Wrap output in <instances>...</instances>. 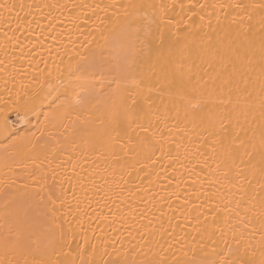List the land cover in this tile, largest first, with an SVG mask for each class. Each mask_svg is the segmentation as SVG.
<instances>
[{
	"label": "snow or ice",
	"instance_id": "1",
	"mask_svg": "<svg viewBox=\"0 0 264 264\" xmlns=\"http://www.w3.org/2000/svg\"><path fill=\"white\" fill-rule=\"evenodd\" d=\"M16 8L25 15L33 8L49 9V28L57 19L53 11L63 15L66 10L77 30L80 13L87 9L90 15L79 44L73 41L72 49L57 53L59 64L53 61L49 68L41 61L44 69L33 77L35 87L21 83L18 92L6 90L8 98L0 100V194L5 197L0 203V264H264V0L0 3L8 12ZM0 20L6 18L0 15ZM33 22L34 16L25 28L29 35ZM112 24L124 37L116 57L105 55L100 45L92 47L97 35L107 40L104 32ZM23 27L9 25L12 35L4 32L0 45L5 55L0 73L13 79L25 62L34 63V58L25 61L32 42L16 35ZM36 27L44 37L43 26L36 22ZM17 47L21 55L9 56L7 49ZM9 110L23 113L25 123L29 116H43V123L22 135L9 121ZM166 145H174L175 158L183 148L191 166L185 170L196 175L194 184L204 179L193 193L195 202L184 199L185 223L173 227L169 219L167 228L161 223L158 234L170 237L166 246H153L141 236L143 243H133L132 237L126 248L122 241L110 242L103 228L99 235L89 228L88 235L79 216L70 215L73 207L62 185L58 193L49 184L57 168L67 163L75 172L82 159L101 148L116 161L143 156L155 164ZM11 189L16 194L9 196ZM171 195L180 199L176 192ZM105 197V206L120 199L116 192ZM73 199L79 213L80 202ZM189 224L190 232L185 230Z\"/></svg>",
	"mask_w": 264,
	"mask_h": 264
},
{
	"label": "bare ground",
	"instance_id": "2",
	"mask_svg": "<svg viewBox=\"0 0 264 264\" xmlns=\"http://www.w3.org/2000/svg\"><path fill=\"white\" fill-rule=\"evenodd\" d=\"M17 2L18 0H0V3ZM25 2L32 3L33 0H25ZM52 2H55V0H35L37 4ZM61 2L66 3L68 0H61ZM88 2H91V0H88ZM26 11L28 10L26 9ZM30 11L31 15H25L18 8L13 9L11 12L0 9V15L6 18V21L0 20V45L4 43V32H8L9 36L12 35L9 25H11L12 29H16L17 23H20L24 27L17 31L16 35L24 43L32 42L29 43L31 55H25V61L34 58V63H32L31 67L25 62L23 64V72L13 73L14 79L7 76L6 73H0V77H2L0 78V100L8 98L6 90L13 95L18 92L21 88V83L25 86L31 85L35 87L36 85L32 84L33 77L38 76V73L44 69V63L41 61L47 62L49 68L53 67V61L59 64L57 53L63 55L65 47L69 50L72 49L74 47L73 41H76L78 45L80 40H82L80 33H86L89 30L88 24L84 22L90 15L87 9L80 13L82 18L78 21L79 30L66 18L69 16L66 10L63 15L59 11L52 12V16L57 17V19L53 20L51 28L48 26L49 20L52 19L48 15L49 9H45L43 13L35 8ZM33 16L35 17V22L31 24L32 34L29 35L25 28L28 27L27 21H32ZM36 22L43 26L46 39L40 36L41 29H37ZM57 33L61 34L57 37ZM104 36L107 37V40L97 35L92 47L96 48L97 45H100L105 55L110 57L118 56L120 46L124 42V37L118 27L115 24L110 25L104 32ZM53 37L57 38L53 39ZM33 44L36 46L33 47ZM49 49H51V53H49ZM77 51L83 54V50L79 47H77ZM7 52L9 56L19 57L21 55L18 47L15 52H13L12 48L7 49ZM4 58V49L0 48V59ZM73 59L75 60L76 57L74 56ZM16 64L19 68L21 61L17 59ZM37 64L39 65L38 68ZM258 72L259 68L256 67L251 73L253 78ZM5 80L7 83H5ZM0 108H2V105H0ZM48 110L47 105H45L43 112L47 113ZM7 115L9 121L21 130L22 135H30L31 132L36 131L38 123H43V116L39 117V119L29 116L27 119L30 120V123H25L23 113L18 115L15 111L9 110ZM98 115L100 114L96 113L93 119L95 120ZM152 123L154 127L157 126L155 120ZM253 127L256 128V135L259 137V129L255 125ZM97 128L102 132L99 125H97ZM130 134L135 138L136 133ZM140 135L144 134L140 133ZM180 135V133H176L174 139L179 140ZM193 140L195 141V137H193ZM185 143L187 144V140H185ZM170 148L171 156L168 155ZM189 150H193V145H189ZM117 151L119 152V149ZM156 155L159 159L155 164L150 163L143 156L137 157L136 160L129 156L116 161L107 157L101 148L97 151V154L89 153L85 159H82L80 166L76 168L75 172L67 163L57 168L56 179L53 181L49 177V184H55L58 193L62 185L63 191L67 194V199L73 207V212L70 215L79 216L82 221V228L88 232V235H92L89 228L95 229L97 235H99V229L103 228L104 234L110 242L114 240L122 241L126 248L131 246L128 241L132 237H135L133 243H143L141 236L151 241L153 246L157 243L166 246L170 237L158 234L161 230V223L163 222L165 228L168 227L167 221L169 219L172 220L173 227L176 226L177 221L182 225L185 223L182 215L184 199L186 196H190L195 202L196 197L193 193L196 192L200 184L204 183V179L202 177L198 183H193L196 180V175L195 173L190 175L185 170V166H191L187 165V161L184 159L183 148L180 150L178 158H175L177 157V152L174 145H166L163 156H161L160 152H157ZM145 164L148 165L147 169L143 167ZM196 171L199 172L200 168L197 167ZM182 173L183 175H181ZM121 175H123V180H121ZM170 181L175 183H170ZM181 181H183L181 187L177 188L175 185ZM7 192L11 196L16 194V189L7 190ZM113 192L119 193L120 199L116 200L115 204L108 201L107 206H105L104 199L101 198L104 197L106 199L105 193L111 196ZM173 192L180 196L179 200L171 195ZM73 195L80 202L79 213L76 211L77 200L73 199ZM4 198V195L0 194V203L3 202ZM89 201H91V207H88ZM97 202H99V206H97ZM117 205L119 208H117ZM169 205L176 210H170ZM93 209H95V212H93ZM109 209H111V212H109ZM65 212H67V206L65 207ZM161 212L166 215L162 216ZM84 213H87V215H84ZM97 215L100 216V219H97ZM104 216H107L108 219H103ZM67 218H70V216ZM61 221H66V217H61ZM63 227L67 230L68 225L66 222L63 223ZM185 230L190 232L191 225L189 224ZM176 231L179 232V228H176ZM0 232H3V228H0ZM129 232L132 234L131 237H129ZM116 247L119 248L120 243H117Z\"/></svg>",
	"mask_w": 264,
	"mask_h": 264
}]
</instances>
